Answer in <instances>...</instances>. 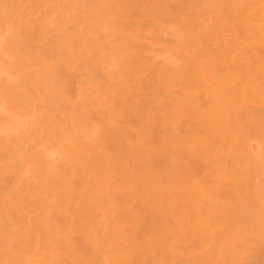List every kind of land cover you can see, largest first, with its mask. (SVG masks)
I'll return each mask as SVG.
<instances>
[{"label":"bare ground","instance_id":"6f19581e","mask_svg":"<svg viewBox=\"0 0 264 264\" xmlns=\"http://www.w3.org/2000/svg\"><path fill=\"white\" fill-rule=\"evenodd\" d=\"M0 264H264V0H0Z\"/></svg>","mask_w":264,"mask_h":264}]
</instances>
